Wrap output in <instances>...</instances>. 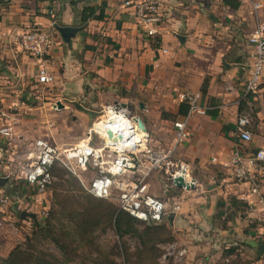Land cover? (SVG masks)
I'll list each match as a JSON object with an SVG mask.
<instances>
[{
	"label": "crops",
	"instance_id": "crops-1",
	"mask_svg": "<svg viewBox=\"0 0 264 264\" xmlns=\"http://www.w3.org/2000/svg\"><path fill=\"white\" fill-rule=\"evenodd\" d=\"M135 1L0 0L2 108H25L18 98L20 87L34 77L31 88L42 86L37 83L42 64L54 76L45 96L48 103L64 102L71 108L80 99L92 107L127 102L130 111L140 113L145 121L149 143L168 148L173 122L187 111L179 93L200 91L206 112L190 119L189 136L176 148L178 159L188 163L195 186L185 189L168 182L162 188L163 175L155 170L147 178L148 191L174 205L166 221L173 243L187 249V264H264V252L257 253L264 243V224H253L248 202L242 198L254 203L264 200V176L258 180L257 196L223 165L232 147L240 144L236 118L243 108L252 107L254 117L248 127L252 140L246 145L252 151L264 150V71L259 90L243 97L253 63L248 36L257 22H264V0H258L261 8L255 11L247 0H233L234 5L223 0H162L158 43L137 23ZM85 6L95 12L82 24ZM65 26L78 28L69 42L59 31ZM35 27L52 33L51 48L42 60L22 50L17 39L22 31ZM82 108L86 107L79 104L75 110L83 113ZM19 114L11 113V135H0V144L9 140L10 146H16V141L27 137L21 127L28 124ZM15 120L21 124H14ZM6 121L0 118V127ZM106 201L117 208L116 201ZM197 224L202 230L192 229ZM183 227L191 232L181 231ZM227 248L232 249L229 255Z\"/></svg>",
	"mask_w": 264,
	"mask_h": 264
},
{
	"label": "built area",
	"instance_id": "built-area-1",
	"mask_svg": "<svg viewBox=\"0 0 264 264\" xmlns=\"http://www.w3.org/2000/svg\"><path fill=\"white\" fill-rule=\"evenodd\" d=\"M252 10L261 8L258 0H247ZM162 0H136L133 2L134 15L141 29L158 43L156 35L162 23ZM19 44L26 53L44 59L52 45V33L45 28H27L18 34ZM253 50L251 64L244 83L243 97L256 93L262 82L264 71V22H257L248 36ZM54 82V76L40 64L37 70V83L48 86ZM201 92L185 90L179 93L178 99L185 103L187 111L173 122L174 136L168 148L155 147L149 143L148 132L138 128L133 114L127 107L119 103H108L102 107L97 120L88 129L87 136L69 147H59L45 138H36L30 150L25 154V162L21 170V178L37 191H45L52 183V170L56 165H63L76 176L81 172L94 171L86 185L87 191L100 199L114 200L117 209L128 213L142 222L159 223L166 215V204L159 197L149 193L147 178L151 172L161 170L167 176L171 186L178 175L189 176L188 164L176 163L172 157L179 144L188 136V123L194 115L205 114L207 106L201 102ZM112 108V109H110ZM11 114L2 108L0 96V118L7 123L0 127V135L9 137L12 124ZM118 117L108 124L104 130L96 129L98 123H106L110 117ZM252 119L247 108L241 109L236 118V136L240 144L232 147L230 158L223 162L231 168L236 182L249 186L251 194L260 195L258 180L264 176V150L258 148L253 152L246 144L252 140L248 129ZM112 131L109 137L107 130ZM99 144L92 143L93 136ZM173 166L175 168H173ZM248 202L247 211L253 219L264 224V200ZM8 204V197L0 195V211ZM175 209V208H174ZM3 212V211H2ZM185 249L178 252L182 256Z\"/></svg>",
	"mask_w": 264,
	"mask_h": 264
},
{
	"label": "rangeland",
	"instance_id": "rangeland-1",
	"mask_svg": "<svg viewBox=\"0 0 264 264\" xmlns=\"http://www.w3.org/2000/svg\"><path fill=\"white\" fill-rule=\"evenodd\" d=\"M35 83V77L32 81L27 78L20 87L18 98L24 102L25 108L21 111L9 109L10 114L20 112L19 116L27 122L26 127H21L27 130L24 133L27 137L16 141V146H10L9 140L0 144V177L6 178L5 185L0 187V195L8 197V204L3 208L6 212L0 211V264H6L5 260L15 246L32 256L34 262L38 259L41 263L46 261V264H187V249L173 241L165 242L164 229H147L145 222L136 220L129 233L117 234L110 214L116 207L107 199L104 202L97 200L86 189L94 175L92 170L81 172L78 177L65 166L56 165L52 170V183L45 191L24 187L26 191L22 192L24 181L20 178L21 170L33 141L45 138L62 148L76 144L86 138L88 129L106 105L92 107L87 100L80 99L74 107H65L61 102L63 107L59 108L45 99L49 87L32 89L31 85ZM79 104L88 109L82 108L83 113L77 112L75 107ZM34 106L36 109L33 110ZM248 109L254 123L253 108ZM14 124L20 125L21 122L15 120ZM92 143L99 144L95 135ZM172 160L184 162L178 159L176 151ZM211 160L214 162V158ZM160 174L163 175L161 186L165 188L167 176L162 171ZM12 186L17 187L18 194L6 192ZM32 191L35 194L32 195ZM172 208H175L173 204L166 205L162 222L169 230L166 216ZM21 210L35 213L36 219H21ZM253 224L262 223L256 220ZM192 229L202 230L198 224ZM181 231L191 232L187 227ZM181 249L185 252L179 256Z\"/></svg>",
	"mask_w": 264,
	"mask_h": 264
},
{
	"label": "trees",
	"instance_id": "trees-1",
	"mask_svg": "<svg viewBox=\"0 0 264 264\" xmlns=\"http://www.w3.org/2000/svg\"><path fill=\"white\" fill-rule=\"evenodd\" d=\"M73 1V0H72ZM75 1H80V0H75ZM224 3L226 4H233V0H223ZM95 12L94 7L92 6H85L83 7L81 13H80V21L81 23H85ZM99 17H101V14L99 15ZM186 112V110H185ZM184 112V113H185ZM24 181V180H23ZM6 183V182H5ZM4 184H0V187L2 188ZM24 187H29V188H33L34 190L37 191L36 188L29 186L25 181H24V186L22 187V192H25V188ZM17 187L12 186L11 188H7L6 192L10 193V194H18L17 192ZM31 194H35V191H32ZM246 208V204L244 209ZM111 216L113 217V223H114V229L117 232H124V233H129L131 231V227L132 225H134L135 223H137V219H135L134 217L130 216L128 213L123 212L121 210H118L117 208H114L111 210L110 212ZM137 220V221H136ZM35 222V221H34ZM37 225H40L39 223ZM145 227L147 229H151L153 228H161L163 230V233H165L166 231V238L164 239L165 242H171L173 241V236L171 235L170 230L167 228L165 223H152L151 225L147 224L145 222ZM229 254H231L232 249L227 248L226 251ZM36 262H34V258L32 256H28L26 255L24 252H21L18 248V246H15L8 254V258L5 260L6 264H46V261H41L40 260H35ZM46 262V263H45ZM226 264H229L228 262H225Z\"/></svg>",
	"mask_w": 264,
	"mask_h": 264
},
{
	"label": "water",
	"instance_id": "water-1",
	"mask_svg": "<svg viewBox=\"0 0 264 264\" xmlns=\"http://www.w3.org/2000/svg\"><path fill=\"white\" fill-rule=\"evenodd\" d=\"M78 28L76 27H69V26H65V27H60L59 31L61 32V35L63 37V39L66 42L70 41V38L72 36L75 35V33L77 32ZM115 104L119 103V105H121L122 107H127L129 109L130 104H128L127 102H114ZM55 106H58L59 108L63 107V104L61 102H57L56 104H54ZM141 108H144V106L142 104H140ZM112 109V108H110ZM118 120V117L114 116V117H110L108 118L107 122L105 123H98V125L96 126V129H101L104 130L107 128L108 124H110L111 122ZM135 121L137 123V126L139 129H141L144 132H147V128L145 126V121L142 119V117L140 115H136L135 117ZM107 133L109 135V137L112 136V131L110 129L107 130ZM258 150V148H255L253 152H256ZM6 182V178L5 177H0V184H4ZM174 185L176 187L179 188H185V189H191L195 186V180L193 178L186 180L184 175H178L175 179H174ZM172 214V212H169L168 215L166 216L167 220H170V215ZM32 218L33 220L36 219V214L33 212H28L26 210H22L20 212V218L21 219H25V218ZM147 224H151V222H147ZM264 252V243H261L258 245L257 247V253L261 254Z\"/></svg>",
	"mask_w": 264,
	"mask_h": 264
}]
</instances>
